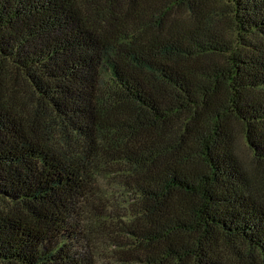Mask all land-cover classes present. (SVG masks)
I'll use <instances>...</instances> for the list:
<instances>
[{
	"label": "trees",
	"instance_id": "obj_1",
	"mask_svg": "<svg viewBox=\"0 0 264 264\" xmlns=\"http://www.w3.org/2000/svg\"><path fill=\"white\" fill-rule=\"evenodd\" d=\"M223 1L0 0V264H97L101 225L264 264V0Z\"/></svg>",
	"mask_w": 264,
	"mask_h": 264
},
{
	"label": "rangeland",
	"instance_id": "obj_2",
	"mask_svg": "<svg viewBox=\"0 0 264 264\" xmlns=\"http://www.w3.org/2000/svg\"><path fill=\"white\" fill-rule=\"evenodd\" d=\"M217 5H222L224 3L223 0H212ZM236 151L241 159L242 163L249 168H255L257 165L253 155L248 148L246 140L241 133L238 131L237 139H236ZM114 227H105V226H94L93 232H91V236L94 237L95 252L97 254L98 262L97 264H115L114 259L116 254V249L114 246L107 245L110 243V240L115 239L114 237ZM112 238V239H111Z\"/></svg>",
	"mask_w": 264,
	"mask_h": 264
}]
</instances>
